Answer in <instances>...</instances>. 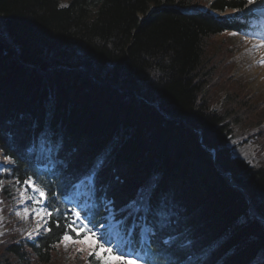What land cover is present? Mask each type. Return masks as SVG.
<instances>
[{"label":"trees","instance_id":"1","mask_svg":"<svg viewBox=\"0 0 264 264\" xmlns=\"http://www.w3.org/2000/svg\"><path fill=\"white\" fill-rule=\"evenodd\" d=\"M244 3L0 0V151L11 162L0 178L32 176L57 213L51 232L8 245L0 264H68L54 221L73 218L68 200L92 175L82 210L92 228L142 223L131 201L158 179L200 264H250L264 248V159L250 165L229 144L237 128L258 131L264 153V102L229 74L233 50L209 54L207 45L260 27L247 9L233 12Z\"/></svg>","mask_w":264,"mask_h":264},{"label":"snow or ice","instance_id":"2","mask_svg":"<svg viewBox=\"0 0 264 264\" xmlns=\"http://www.w3.org/2000/svg\"><path fill=\"white\" fill-rule=\"evenodd\" d=\"M256 5V7H252ZM248 12L255 17L259 10L264 13V0H246L242 7L233 8V12ZM233 32L232 35H237ZM247 35V33H244ZM254 47H264V40ZM264 64V61H261ZM31 151V149H29ZM6 161L10 157L5 156ZM101 163V167H102ZM17 194L21 204L32 201L31 208L25 207L23 215L16 212L22 219L31 216L37 222L35 231L43 227L45 219L52 218L55 214L49 211V207L55 203L54 198L46 190L43 183H38L32 176L25 175L23 181L16 180ZM3 181H0L2 188ZM2 203V202H0ZM47 204V206H45ZM131 206L135 209L137 219L142 221L135 228H130L127 222L118 224L123 235L114 238L108 233L100 235L93 228L84 223L80 211H73L71 220L65 218L66 223L54 221L55 226L61 229L58 244H64L67 248L69 244L76 245L75 251L87 255L92 259L87 264H157L155 259L159 256L166 264H200L195 256L197 243L187 229L180 230L181 213L179 212L174 197L160 188L158 179H154L148 185L138 190L136 197L131 201ZM51 232V228H45ZM83 233V235H81ZM32 239V234H28ZM156 251L153 252V248ZM250 264H264V248H261L253 255Z\"/></svg>","mask_w":264,"mask_h":264},{"label":"rangeland","instance_id":"3","mask_svg":"<svg viewBox=\"0 0 264 264\" xmlns=\"http://www.w3.org/2000/svg\"><path fill=\"white\" fill-rule=\"evenodd\" d=\"M68 4L66 1H63L60 7L65 8ZM231 13L228 12L227 15ZM258 16L264 21V13H261L259 10L257 11ZM3 16H0V34L6 36V28L2 26ZM6 27V26H5ZM233 33V32H232ZM232 33H225L217 36L213 40V44L207 42V45L210 46L208 50L209 54L219 53L221 56H225L227 52H231L233 50V56L228 58V62L226 65H229L231 73V77H235V80L244 81L247 92L251 93V95L260 96L259 100L264 102V78H261L254 71V65L252 64L254 60H252V56H254L255 47L251 46L253 43H260L264 40V31L257 33L256 35H243L238 33L237 35H232ZM7 37V36H6ZM8 38V37H7ZM220 49V50H218ZM224 53L225 55H222ZM214 57V56H213ZM226 57V56H225ZM224 57V58H225ZM261 61H264V55L260 56ZM227 58H225L226 60ZM232 64L233 69H232ZM263 68L264 64L261 66L258 65L257 69ZM230 77V76H229ZM232 79V78H231ZM225 94L221 99V102L215 105L216 110L224 111L226 108L224 101ZM224 108V109H223ZM222 114V113H221ZM258 132V131H257ZM255 132V133H257ZM254 132L244 133L241 129H236L233 134V139L229 144L230 149H232L233 155L247 162L250 165L255 166L258 165L259 162H263L264 153L261 152L258 144H256L255 139L253 138L255 134ZM252 137V138H251ZM264 148V147H263ZM258 151L261 155L258 154ZM10 162L6 161L0 151V176L6 171ZM0 181H3L2 188H0V255L5 247L10 244H18L25 240H32L39 234L45 231L46 223L48 219L43 221V227L40 228L39 234L35 231L37 227V222L31 216L22 219L21 216H17L16 212H21L23 215V209L25 207L31 208L32 201H27L25 204H21L19 200V196L17 194V186L14 180H6L0 178ZM117 222L111 220L109 225L105 230L106 233H114V238H120V229H118ZM102 232V231H100ZM32 234V239L28 238V234ZM61 249L59 250V259L66 258L68 260V264H79L78 260L80 257L78 253L75 251L76 245L69 244L66 248L64 244L61 245ZM87 253V252H86Z\"/></svg>","mask_w":264,"mask_h":264},{"label":"bare ground","instance_id":"4","mask_svg":"<svg viewBox=\"0 0 264 264\" xmlns=\"http://www.w3.org/2000/svg\"><path fill=\"white\" fill-rule=\"evenodd\" d=\"M261 43V42H260ZM260 43H253V44H251V46H253L254 47V45H259ZM256 55V58H254L253 56H252V60H254L253 61V65H254V71H257L256 73L258 74V76H260L261 78H264V69L263 68H259V69H257V67H258V65H262V63L260 62V56H262V55H264V47H255V50H254V56ZM256 97H259L260 95L259 94H257V95H255ZM233 139V138H232ZM231 139V140H232ZM4 157V156H3ZM5 158V157H4Z\"/></svg>","mask_w":264,"mask_h":264}]
</instances>
